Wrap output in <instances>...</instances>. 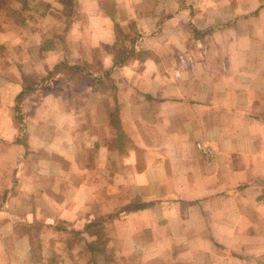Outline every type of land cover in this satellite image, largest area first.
<instances>
[{"label":"crops","instance_id":"1","mask_svg":"<svg viewBox=\"0 0 264 264\" xmlns=\"http://www.w3.org/2000/svg\"><path fill=\"white\" fill-rule=\"evenodd\" d=\"M30 1L0 7V264L35 220L39 264H264V0ZM109 215L101 256L49 240Z\"/></svg>","mask_w":264,"mask_h":264},{"label":"rangeland","instance_id":"2","mask_svg":"<svg viewBox=\"0 0 264 264\" xmlns=\"http://www.w3.org/2000/svg\"><path fill=\"white\" fill-rule=\"evenodd\" d=\"M17 1L21 2V11L22 14L21 16L27 15V11L28 9L26 8L27 4H31V1L28 3L27 0H0V4H4L6 7H10L8 5L14 4ZM35 1V0H34ZM54 1H62L63 4H65L66 6V10H70L71 12H73L74 9L78 10V5L74 3V0H54ZM34 8H33V12L34 15H36V17H39V15L44 13V8H45V4L42 2V0H38L36 1V3L34 2L33 4ZM47 11V10H45ZM119 35V42L118 45H124V43L128 44V41H126V37L125 34L121 31L118 32ZM72 59V58H70ZM63 73L66 76H73L74 72L72 70H69L68 68H64ZM50 77V76H49ZM24 85L25 86H33L34 84H37V82L40 80H35L33 81L32 79L28 78V77H24ZM86 80L89 79H81L82 82H85ZM33 84V85H32ZM105 86V84H104ZM15 112V111H14ZM25 113H23L22 109H21V105H20V110L15 112V116H24ZM117 215V214H115ZM114 215V216H115ZM90 223V222H89ZM25 225V224H24ZM22 226V229L24 231H27L29 233V236L31 237V245H32V251H31V260L35 263V264H39L42 261L43 258V249H42V244H41V240L43 241V239L41 238V233L43 231H50V227L51 225H46L45 223H42V221H33L31 224H27L26 226ZM54 229L57 231V233H61V237L58 239L57 237H50V241L53 242L54 240L62 243V246H64L66 249L70 250V249H74L75 250V256L80 258V261L83 263L85 262V256H87V251L89 252V248L87 246V244L94 242V240L90 241V242H86V246L83 245L82 241H85V238L83 237V234H87L88 232H85L84 229L83 230H75L72 226L66 228L63 226L62 223H59L57 225H55ZM105 235V233H104ZM53 240V241H52ZM101 240V239H100ZM105 241V237L103 239ZM100 249L105 250V248H102V246L100 247ZM73 251V250H72ZM105 252V251H104ZM57 253H59V251H57ZM92 255L95 254V251H91L90 252ZM96 254H101V252L99 250H96ZM101 256V255H100ZM85 257V258H84ZM104 257V256H102Z\"/></svg>","mask_w":264,"mask_h":264},{"label":"trees","instance_id":"3","mask_svg":"<svg viewBox=\"0 0 264 264\" xmlns=\"http://www.w3.org/2000/svg\"><path fill=\"white\" fill-rule=\"evenodd\" d=\"M1 3V2H0ZM2 4H0V7H1ZM116 31H117V34L119 32L118 28H116ZM118 45V42L116 44V46ZM123 45L119 46L118 47V51L121 52V49H124L122 48ZM116 54V53H115ZM145 54V53H143ZM143 54H141L143 56ZM119 59V56H115L114 57V60H113V64L114 65H117V64H123L124 61L122 59ZM25 78H22V82L24 81ZM24 84V83H23ZM33 85V84H32ZM35 90V87L34 85L33 86H25L23 87V90L17 95L16 99H15V107H14V111L17 112L20 110V105L22 104L24 98L32 91ZM21 120V118H20ZM133 207L132 206H129L128 208H125L124 210L122 211H129V210H132ZM113 215H109L107 216L106 218H97L95 220H93L92 222L90 223H87L86 226H85V229L84 231L85 232H88L89 235H93L96 237V240L92 243H89L87 244L88 248L90 251H96V250H99L101 252V254H104L105 250H102L100 249V247L104 245V227H105V223H107L108 221H110L112 219ZM101 239V240H100Z\"/></svg>","mask_w":264,"mask_h":264},{"label":"built area","instance_id":"4","mask_svg":"<svg viewBox=\"0 0 264 264\" xmlns=\"http://www.w3.org/2000/svg\"><path fill=\"white\" fill-rule=\"evenodd\" d=\"M197 148L199 149V151L201 152V154L203 155V157L207 160V161H212L214 158V153L213 150L211 148H209L208 146L205 145H197Z\"/></svg>","mask_w":264,"mask_h":264}]
</instances>
